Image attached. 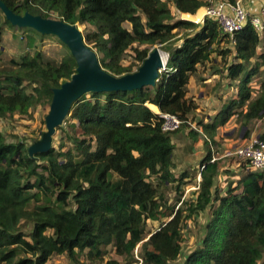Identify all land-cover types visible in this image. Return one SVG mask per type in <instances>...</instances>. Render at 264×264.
<instances>
[{"label":"trees","instance_id":"obj_1","mask_svg":"<svg viewBox=\"0 0 264 264\" xmlns=\"http://www.w3.org/2000/svg\"><path fill=\"white\" fill-rule=\"evenodd\" d=\"M2 1L19 15H54L70 25H92L94 30L83 34L85 41L113 76L136 72L158 45L168 60L154 86L90 93L74 102L68 116L81 135L71 137L72 148L64 150L63 143L32 157L25 143H8L0 133V264H47L54 255H65L71 264H84L78 257L85 255L94 263L104 260L110 246L117 256L132 260L138 245L141 264H171L181 256L184 219L209 206L204 238L182 264H258L264 257V172L245 170L236 187L230 185L223 195L215 192L219 162H209V143L236 114L244 124L264 116V35L252 27L225 35L210 19L195 23L171 10L199 15L205 0ZM216 52L224 61L232 56L228 70L240 82L238 96L228 100L215 121L202 123V134L191 131L194 140L204 137L206 165L187 214L183 208L173 213L160 187L189 176L174 174L176 132L164 133L159 115L148 105L178 116L183 124L177 132L189 125L197 109L187 98L189 80ZM11 62V69L2 68L0 45V119L51 104L53 90L77 68L70 52L60 63L44 61L40 51ZM257 74L256 95L250 82ZM23 221L31 224L28 234ZM147 221L162 225L147 234Z\"/></svg>","mask_w":264,"mask_h":264},{"label":"rangeland","instance_id":"obj_2","mask_svg":"<svg viewBox=\"0 0 264 264\" xmlns=\"http://www.w3.org/2000/svg\"><path fill=\"white\" fill-rule=\"evenodd\" d=\"M171 10L177 18L180 17L179 13L173 6H171ZM202 14L203 11L200 13V15ZM51 18L56 19V16L53 15ZM4 21L5 16L0 10V45L2 50L1 66L4 69L12 68V60L19 61L20 58L25 54L33 55L36 51H40L42 53L44 61L54 63H60L63 58L66 57L70 52L69 48L64 43H62V41H60L58 36L46 35V37L42 39L29 29L25 30L17 26H14V28H12L8 26ZM126 26L129 27V25ZM79 28L84 35L89 31L94 30V27L90 24L80 25ZM31 40L32 43H30ZM161 46L158 45L156 47H159V49L164 51ZM217 54L214 53V57L218 58L219 56ZM130 62L131 58L129 53L124 63L127 65ZM218 63L220 65L219 71L221 72L219 73L221 77L219 79V83H221L222 85L223 79L227 78V76L225 77L223 73L227 68L226 66L230 65V62L228 63L222 59V62L219 61ZM260 79L261 78L259 74L255 75L252 85L255 86L256 80H258V83H260ZM237 81L238 80H232V83L228 84L229 91L230 88H234L237 86ZM217 88H220V86H217L214 89L216 90ZM256 94H258V90H256ZM88 97H90V95ZM49 111L50 104L44 103L33 108L26 115L15 113L12 116L0 119V133L5 137L8 143L23 142L29 148L31 145L41 140L43 133L47 130L45 119ZM195 114H197L196 111L190 117L189 125L186 124V126L183 127L181 131H179H188L189 136L193 141L195 140L191 137L190 133L191 131L197 132V130L193 129L192 125L196 126L200 121L205 120V116L201 117L196 116ZM243 122L244 120L240 115L236 114L235 116H233L232 119L227 123V125L222 127L223 131L229 134V138L227 139L225 135H221L220 139L214 144L209 143V146H212L211 151L213 150L216 155L222 156L225 151L235 147H239L250 141L252 138L260 137V134L264 132V116L262 118L252 120L247 124H244ZM73 125L76 126V122L71 121L69 119V116H67L54 134L52 147H54L55 149H59L60 145L65 143L64 150L72 148L73 145L70 142L71 137H74L75 135H81V131L77 127H73ZM200 138L204 140V137L200 136L198 139ZM218 162L219 166L223 169L220 171V174H218L214 191H217L223 195L225 191L230 187V185H232V187H236V181L240 177L235 176H238V173H244V171L248 168L245 161L239 160L234 157H222ZM227 167L229 169H227ZM198 171L199 170L197 169L187 170L188 176L191 177V180L189 181L185 180L182 183L175 182L168 184L167 186L160 187V190L164 193V197L167 201V206L173 213L174 211L178 210V208H183L184 215L187 214L185 210L188 209L189 205L193 203L196 197V191L193 190V186L197 184L196 180ZM175 175L176 177H180V173L178 172H175ZM150 180L154 183H157V180L154 178ZM178 187L180 188L179 190H177ZM180 200H183V203ZM211 215L212 209L209 206L206 210L199 212L191 218L184 219L181 231V256L178 258V260L172 262L171 264H182L184 257L195 250L201 244L206 232V226L211 218ZM166 220L167 219H164L162 221ZM162 221H147V234L157 231L161 227ZM21 228L26 234H28L32 229L31 224L24 221L22 222ZM149 236L150 235H147L146 240ZM139 246L140 245H138L137 249L134 251V257L132 260L117 256V254L115 253V249L111 246L108 247V254L105 256L103 261L93 263L88 261L85 255H79L78 259H80V261L84 264H141L143 261V252L141 248H139ZM47 264H71V261L65 255H54ZM258 264H264V257Z\"/></svg>","mask_w":264,"mask_h":264},{"label":"water","instance_id":"obj_3","mask_svg":"<svg viewBox=\"0 0 264 264\" xmlns=\"http://www.w3.org/2000/svg\"><path fill=\"white\" fill-rule=\"evenodd\" d=\"M0 10L13 26L31 28L43 35L58 36L69 48L77 64L76 72L71 79L53 90L50 111L45 119L47 130L41 140L28 148L32 157L51 150L54 134L68 116L74 102L90 93L132 91L144 86H154L168 60L166 52L154 47L136 72L121 77L113 76L101 66L97 53L86 43L79 26L70 25L61 19L43 18L29 12L24 15L16 14L2 0ZM159 50L162 51L161 54ZM165 55L167 60L163 65Z\"/></svg>","mask_w":264,"mask_h":264},{"label":"crops","instance_id":"obj_4","mask_svg":"<svg viewBox=\"0 0 264 264\" xmlns=\"http://www.w3.org/2000/svg\"><path fill=\"white\" fill-rule=\"evenodd\" d=\"M249 6L251 7L252 4L249 3ZM203 9L205 12V7L201 8V10ZM179 15L180 17L178 18L195 22L193 19H190V18L196 16V14L191 16L190 14L186 15L183 13H179ZM202 20H204V15L202 16L201 20L196 23L202 24L203 23ZM261 50L262 48L259 49V53ZM217 53L218 52H216L215 54ZM217 55L219 56L218 58L214 57V54H213L209 61L205 62L203 65L198 67L197 72L193 76H191L189 80V84L187 86L188 88L187 98L193 100L197 106V109L195 110L197 114L195 115L201 116V117L205 116L204 121H200L198 125L196 126L192 125V128L197 130L198 133L200 134L203 133L202 123L205 125V124L212 123V121H215L217 115L221 113L223 110H225L228 100L237 98L238 91L240 88V82L237 81V86L234 88H230V91L228 90L229 89L228 84L232 83L231 81L234 80L230 78L229 76L228 65L226 66L227 68L225 69L223 73L225 77L227 76V78L223 79L222 85L221 83H219V79L221 78L219 73L221 72L219 71L220 65L218 62L219 61L222 62V56L221 54H217ZM227 57L228 59L226 58L227 60L226 62L228 63L230 62L229 64H231L232 56L229 55ZM253 78H252V81L250 82V86L253 89H255V91L259 90L260 84L258 83V80L256 81L254 80L256 83L255 86L252 85ZM217 86H220V88H217L215 90L214 88ZM148 106L155 114L159 115L161 113L157 106L150 105V104ZM194 112L192 114H194ZM227 123L225 125H227ZM222 127L223 126L218 128L215 141H218L221 135H225L227 139L229 138V134L227 132L225 133ZM172 143L175 147L174 152H173V164H174L173 172L174 174L175 172H178L181 175L183 173H187V170H195V169L199 170L202 165L206 164L208 149L206 148L205 141L202 138L193 141L190 138L188 131H182L179 133L178 132L174 133V135L172 136ZM222 169L223 168L219 166L218 174H220V171ZM227 169L229 168L227 167ZM238 174L239 175L235 177H240L241 174L243 173H238ZM185 180L189 181L191 180V177L189 176ZM197 185L198 184H196L193 187H196ZM197 192L198 190L196 191V193Z\"/></svg>","mask_w":264,"mask_h":264},{"label":"built area","instance_id":"obj_5","mask_svg":"<svg viewBox=\"0 0 264 264\" xmlns=\"http://www.w3.org/2000/svg\"><path fill=\"white\" fill-rule=\"evenodd\" d=\"M204 20L210 19L216 22L221 33L229 36L252 27L260 35H264V0H237L235 3H229L223 0H206ZM252 6H249V3ZM204 20H202L204 22ZM166 68L164 65L163 69ZM161 70V71H162ZM162 122V131L164 133H174L180 130L183 122L178 116L170 113H160ZM212 148V146H211ZM222 157H234L247 163L246 170L264 172V140L260 137L252 138L247 143L232 148L218 156L212 150L210 163L219 161ZM202 165L197 176V186L193 190H199L201 183V172L205 168ZM184 200V198H183ZM183 200H181L183 202Z\"/></svg>","mask_w":264,"mask_h":264},{"label":"bare ground","instance_id":"obj_6","mask_svg":"<svg viewBox=\"0 0 264 264\" xmlns=\"http://www.w3.org/2000/svg\"><path fill=\"white\" fill-rule=\"evenodd\" d=\"M203 11V14L202 15H197V16H195V17H192V18H190V19H193V20H196V22H199L200 20H201V18H202V16L204 15V9L202 10ZM160 51V54L162 53V51L161 50H159ZM166 63V55L165 56H163V65Z\"/></svg>","mask_w":264,"mask_h":264}]
</instances>
